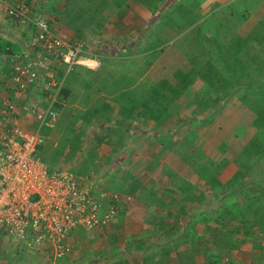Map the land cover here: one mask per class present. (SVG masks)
I'll return each mask as SVG.
<instances>
[{
    "label": "crops",
    "instance_id": "crops-1",
    "mask_svg": "<svg viewBox=\"0 0 264 264\" xmlns=\"http://www.w3.org/2000/svg\"><path fill=\"white\" fill-rule=\"evenodd\" d=\"M23 1L34 15L48 20L55 34L72 44H82L84 54L67 73L59 57L37 49L45 60L39 81L22 96L11 81V56L1 52V43L13 44L17 53H22L34 43L35 34L32 28L19 26L0 12V85L4 81L1 87L5 88L0 89V98L18 105L7 122L37 129L35 112L26 105L37 102L36 109L46 108L51 93L47 82L52 77L64 79L66 97L60 93L54 105L56 125L40 129L46 137L44 151L46 146L51 150L46 156L55 157L52 150L66 138L68 166H74L81 188L93 197L119 195L112 223L96 231L76 230L69 238L72 251L59 264L214 263L218 257L210 250L219 247L211 233L224 234L229 228L219 229V209L212 212L210 207L224 201L223 210L227 208L229 200L223 195L217 198L219 190L225 192L230 187L239 169L231 148L225 152L220 148L227 131L221 123L230 121L233 114L222 111L213 118L204 117L206 112L197 110L192 99H185L186 93L177 98L181 104L178 112L172 115L167 110L164 114L163 103L144 98L143 93L147 97L155 92L163 79V68L171 66V62H161L168 50L160 51L164 46L160 27L168 9L187 4L209 17L220 9H232L235 0H175L166 8L161 0L155 4L142 0ZM81 19H86V24L80 25ZM174 49L171 51L179 56ZM149 56L152 61L147 60ZM216 117L219 124H211ZM193 160L200 166H194ZM210 161L219 168L208 174ZM236 185L241 190L231 192L240 201L241 182L231 188ZM31 259L36 264L37 260Z\"/></svg>",
    "mask_w": 264,
    "mask_h": 264
},
{
    "label": "built area",
    "instance_id": "built-area-1",
    "mask_svg": "<svg viewBox=\"0 0 264 264\" xmlns=\"http://www.w3.org/2000/svg\"><path fill=\"white\" fill-rule=\"evenodd\" d=\"M0 12L19 26L30 27L35 34L31 47L10 59L11 81L23 96L39 81L44 58L37 49L59 57L70 73L83 57L82 44H72L51 30L48 20L34 15L23 0H0ZM64 79L47 82L46 108L35 112L37 126L29 130L7 122L16 104L6 102L0 113V239L19 242L35 258L36 264H59L72 251L69 238L76 230L96 231L107 227L118 212L119 195L93 197L81 188L77 176L67 171H50L38 152L46 137L40 129H52Z\"/></svg>",
    "mask_w": 264,
    "mask_h": 264
},
{
    "label": "trees",
    "instance_id": "trees-1",
    "mask_svg": "<svg viewBox=\"0 0 264 264\" xmlns=\"http://www.w3.org/2000/svg\"><path fill=\"white\" fill-rule=\"evenodd\" d=\"M142 1L146 4H155L159 0ZM263 3L264 0L250 1L248 8H246L248 15L250 16L255 10L260 9ZM199 17L201 14L196 10L187 4H180L168 9L163 15L165 18L163 24L178 33L179 19L186 26H193ZM212 17L214 19L211 18V21H214V24L220 23L218 26L220 29L212 27L214 29L212 30L209 28L211 30L208 32L211 37L202 34L199 29H197V33H194L196 35L192 32L189 33L191 36L186 40H190V44L192 41L198 42L200 44L199 49L202 48L201 50L198 49L200 54L198 50L196 53H189L190 50L188 52L186 49L182 52L184 46L175 47L179 51V56L173 52H171L173 57L166 56L169 61L170 58H174V64H179V66L174 69L169 66V68H165L166 70L163 68V74L166 77L160 81L159 86L161 91L165 92L166 98L177 99L193 82L199 81L201 86L195 92L193 99L197 110L208 111L220 105L221 102H229L231 105L233 118L227 121L231 127L223 133L224 138L220 148L224 152L227 147L231 148L230 154L234 155L233 162L239 168L230 180V184L228 183L230 187L227 188L230 189L233 184L241 182L240 188L243 190V198L240 201L234 197L230 198L227 208L224 210L228 224H231L230 226L227 225L230 230L229 233L222 234L220 231L211 233V239L216 244L220 243L219 234L224 238L221 247L225 249L226 245L234 244L233 246H236L235 244L240 241L235 237L237 232L253 238L259 237L256 233L264 234V187H262L264 183V55L260 51L251 50L254 49V45L259 49L264 46V17L260 21V27L252 29L244 37L238 36L228 25L219 22L220 20L216 21L215 16ZM242 19L247 20V17ZM206 45L208 50L205 48ZM1 46L3 54L11 57L21 54V52L17 53L18 51L12 49L6 42L1 43ZM8 47L9 49H7ZM173 49L170 48L172 51ZM165 50L167 48H161V52ZM214 52H218L220 60L215 62L217 66L211 61ZM205 55L209 56L208 60L200 59ZM166 63L168 64V61ZM221 64L229 66L228 72L233 77L229 78L221 71L219 68ZM242 81L245 83L243 92L239 90L241 86L239 89L237 88V85H240ZM1 86H4V81H2ZM66 93L62 88L61 96L66 97ZM161 107L163 111L164 109L169 110L167 103H163ZM254 171H257V177L254 176ZM258 177L261 179L259 182ZM248 179L249 181L250 179L257 180V189L248 184ZM219 219L221 218H217L216 221L223 224L224 221L221 222ZM218 247L220 246L218 245ZM252 254L255 258L250 264H255L259 251H253ZM215 264H219V261H215Z\"/></svg>",
    "mask_w": 264,
    "mask_h": 264
},
{
    "label": "rangeland",
    "instance_id": "rangeland-1",
    "mask_svg": "<svg viewBox=\"0 0 264 264\" xmlns=\"http://www.w3.org/2000/svg\"><path fill=\"white\" fill-rule=\"evenodd\" d=\"M250 1H254V0H235V2L232 5L235 7H232V9H229L227 7L225 9H222V10L220 9L218 12L211 13L210 16L208 15L209 17H206V16L204 17L201 15V17H199V20L193 26H186L182 21V22H180V25H179L180 27L178 29L179 30L178 33H176V31L170 29L169 27H167L163 24L160 27V33H161V37H162L161 38L162 46L164 45L163 47L167 48V50H168V51L166 50L167 51L166 55L172 56V54H171L172 51L170 50L169 46L174 41H175V43H174L173 48H175V47L179 48V46H184L185 48H182L183 49L182 52L184 51V49H186V51H188V52L190 50L189 53H193V52L196 53L197 50L199 49L200 44L198 42L195 43V41H192V43L190 44L189 43L190 40H186V39H188V37L191 36V34H189V33H191V32L193 34L197 33V29H199L202 34H206L207 37H211L209 35L210 33L208 32V30H211L212 27H214L216 29H220V27H218L220 23L216 22L217 24H214V21H211L212 20L211 18H213L212 16L216 17V21L220 20L219 22H222L225 25H228V27H230L232 31L234 30V32L238 36H241V37L246 36L248 34V32H250L252 29L260 27V21L264 17V3L260 7V9L255 10L252 15H250V16L248 15V13H247L248 10H246V8H248ZM175 3H176L175 0H161V5L163 6V8L164 7L166 8L167 5L171 6L172 4H175ZM244 17L245 18L247 17V20H243L242 18H244ZM180 20L181 19H179V21ZM81 21L82 22L80 25L86 24V22H85L86 19H81ZM152 25H153V23H152ZM149 27L150 26H147V28H149ZM209 28H211V29H209ZM212 30H214V29H212ZM148 32L152 33L151 28ZM149 33H147V34H149ZM194 35H196V34H194ZM86 38L88 39V36ZM89 38H91V36ZM155 38H157V36ZM145 39H146V37H145ZM150 41L153 42L152 39ZM88 42H89V40H88ZM99 44L103 47L105 46L104 42H101ZM147 44H148V42L145 41L144 45H147ZM84 45L88 47V43L84 44ZM152 47H153V44L149 45L147 48L150 50V49H152ZM107 48H108V45H107ZM205 48L207 50L209 49L207 45L205 46ZM253 48L254 49H251L252 51H260L264 55V46H262L259 49L256 45H254ZM12 49H16V46L13 44H12ZM201 49H199V50H201ZM199 50H198V53L200 54ZM217 53L218 52L212 53L213 55L211 57V61L216 66H217V64L215 62L220 61ZM150 57L151 56H149L147 58V60L152 61L153 57H151V58ZM208 57H209L208 55H205L200 59H203V60L207 59L208 60ZM174 60H175L174 58L173 59L170 58V61L167 60V58H162L161 62H162V65L165 64L167 61L171 62V66H170V68H171V67H173ZM219 68L229 78L233 77V75L228 72L230 70L228 65L221 64V67L219 66ZM162 76H163V78L166 77L164 74ZM200 86H201V83L198 82V83H195V86L192 87V89L190 88L187 91H185L184 92V93H186L185 99H190V100L192 99V101L194 103L193 99L195 96V92L200 88ZM237 86H238L237 87L238 89L241 86V88L239 90L241 92H243V90L245 88L244 81L240 82V85H237ZM0 89H4V87H1V85H0ZM153 93H155L156 95H154ZM164 93H165L164 91H161V87H157L156 91L155 92H149L147 97L145 96L146 93H143V97L144 98H150L151 97L153 100H155L156 103H160V102H162L164 104L168 103L167 104V106L169 108L168 112H171V114L173 115V113L178 112L179 108L181 107V104L179 105L176 98H173V99L166 98L164 96ZM152 95H154V96L152 97ZM182 102H185V100H183ZM5 103H6V100L4 101L3 98H0V112H2L3 109H5ZM16 106H18V105H16ZM162 110H163V108H162ZM165 111H166V109H164V111H163L164 114H165ZM222 111H231V105L229 104V102H226V103L221 102L220 105H218V106H216V107H214L208 111H205L206 113H204L203 115H204V117L210 116L213 118V116H215L217 113H220ZM207 112H209L208 115H207ZM231 113L233 114L232 111H231ZM200 117H201V115H200ZM208 119H211V118H208ZM217 121H219V118L216 117L215 120H213V123H211V124H219ZM224 121L225 122L221 123L223 126L222 129L227 130L230 128L229 127L230 123H227L226 119ZM212 134H214V133H212ZM164 140L166 141V139H164ZM201 140L202 139H196V142H199ZM66 141H67V139L65 138L63 140V143L58 148L52 150L55 153V157H53L52 154L46 156V153L48 151H51V150H49V148H50L49 146H46L47 149L45 148V151H44V147L40 148V150L38 152V156L40 157L42 163L47 166V168L54 167L57 171H67V172H71L77 176L78 173L75 171L74 166L71 168H69V166H68V163L70 161L68 160V157L66 156V154L64 152L65 147H66V145H65ZM233 157H234V155H233ZM194 162L196 163L194 166H197L198 162L197 161H194ZM212 162H211L212 165L209 166L210 170L208 171V174H210L211 169L216 170L219 168L218 165H216V163L214 161H212ZM198 166H200V165L198 164ZM253 174H254V176L257 177V171H254ZM257 179H258V182L261 180L259 177ZM246 180H247V178H246ZM248 184L249 185L251 184V186H254V187H256L258 185L256 179L255 180L250 179V181L248 179ZM246 187H245V189H246ZM262 187H264V183L262 184ZM237 188H239V187L237 186V187L231 188V189L226 188L225 192L219 190L220 195L217 198H220L223 195L224 197L227 196V198L229 200L230 198H232L234 196L233 193L231 192L233 189L241 190V189H237ZM256 189H257V187H256ZM237 197H239V196H237ZM213 203H215V202H213ZM216 204H217V206H215V207L211 206L210 209L212 210V212H213V210L217 211V209H219V211H217L218 213L220 212L219 218H221V219H219V221H221V222L224 221L223 224L218 223L219 229L220 228L226 229L225 226L226 225L230 226L231 224H228V219L226 216H224L225 218H222V215L225 214L224 213L225 209L223 210L225 202L221 201V202H217ZM217 212H215L214 213L215 215L214 214L213 215L217 216ZM210 215L212 217V214H210ZM210 215H209V217H210ZM245 215H248V214H245ZM216 225H217V223H216ZM220 226H222V227H220ZM229 231H228V233H229ZM256 235L259 237L253 238V237L243 236V234L241 232H239V233L237 232L235 234V237L240 240L237 244H235L237 247L233 246L234 245L233 244V245H229V246L226 245L225 247L227 249L226 248L222 249L221 242L223 241L224 238L222 236H220V234H219L218 239L220 240L219 241L220 243L217 244V246L219 245L221 248L219 247V250H217V251L214 249H211L210 250L211 255L212 256L216 255L218 257L216 259V261H219V264H250L251 261H253V259L255 258V257L253 258L252 252L253 251H259V254H257V257H256L257 260H255L256 261L255 264H264V234H261L259 232V233H256ZM233 236H234V234H233ZM234 243H236V242H234ZM33 262L34 261H32L31 255L29 253H26V251L20 247L19 242H14V241L9 240L7 238L0 239V264H33ZM134 264H135V262H134ZM209 264H215V262L213 263V261L211 260V262H209Z\"/></svg>",
    "mask_w": 264,
    "mask_h": 264
},
{
    "label": "clouds",
    "instance_id": "clouds-1",
    "mask_svg": "<svg viewBox=\"0 0 264 264\" xmlns=\"http://www.w3.org/2000/svg\"><path fill=\"white\" fill-rule=\"evenodd\" d=\"M82 48H83V46H82Z\"/></svg>",
    "mask_w": 264,
    "mask_h": 264
},
{
    "label": "bare ground",
    "instance_id": "bare-ground-1",
    "mask_svg": "<svg viewBox=\"0 0 264 264\" xmlns=\"http://www.w3.org/2000/svg\"><path fill=\"white\" fill-rule=\"evenodd\" d=\"M35 108V107H34Z\"/></svg>",
    "mask_w": 264,
    "mask_h": 264
}]
</instances>
